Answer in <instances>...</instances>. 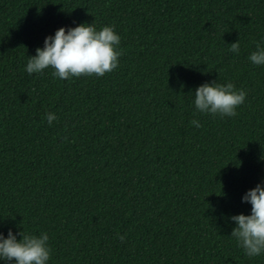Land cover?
Returning <instances> with one entry per match:
<instances>
[{
  "label": "trees",
  "instance_id": "trees-1",
  "mask_svg": "<svg viewBox=\"0 0 264 264\" xmlns=\"http://www.w3.org/2000/svg\"><path fill=\"white\" fill-rule=\"evenodd\" d=\"M81 24L114 25L116 69L26 71L48 36ZM254 41L264 0H0V233L46 232L48 264H264L231 236L264 185ZM215 82L247 92L236 116L196 109Z\"/></svg>",
  "mask_w": 264,
  "mask_h": 264
},
{
  "label": "clouds",
  "instance_id": "clouds-1",
  "mask_svg": "<svg viewBox=\"0 0 264 264\" xmlns=\"http://www.w3.org/2000/svg\"><path fill=\"white\" fill-rule=\"evenodd\" d=\"M120 43L121 37L114 25L103 26L99 31L94 24H81L71 29L61 27L54 37L45 39L44 47L37 48L35 56L29 57L26 71L29 74L40 73L51 67L54 70L52 75L61 80L81 76L102 77L118 67L122 55V51H117ZM253 43L256 50L250 54L249 60L255 65H264V46L262 42ZM230 51L239 53V40L230 45ZM246 96V91L237 90L231 82L205 83L195 90L194 103L200 113L234 117ZM45 118L49 125L57 119L51 112L46 113ZM191 123L196 127L202 126L195 119ZM243 201L252 205L251 215L231 217L237 225L231 236L248 257H256L264 254V185L249 190ZM19 235L22 239L18 240L17 234L11 230L7 238L0 233V261L4 264H48L52 251L48 244L49 235L44 232L37 236L25 230ZM119 239L123 242L125 236H119Z\"/></svg>",
  "mask_w": 264,
  "mask_h": 264
}]
</instances>
